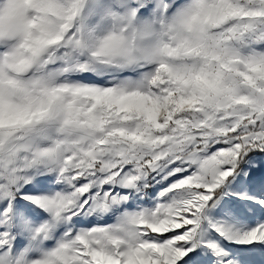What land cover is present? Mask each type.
<instances>
[{
    "label": "snow or ice",
    "instance_id": "1",
    "mask_svg": "<svg viewBox=\"0 0 264 264\" xmlns=\"http://www.w3.org/2000/svg\"><path fill=\"white\" fill-rule=\"evenodd\" d=\"M0 264H264V0H0Z\"/></svg>",
    "mask_w": 264,
    "mask_h": 264
}]
</instances>
